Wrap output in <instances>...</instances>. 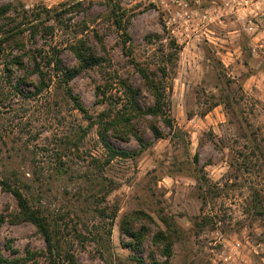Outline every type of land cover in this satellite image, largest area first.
<instances>
[{
	"label": "rangeland",
	"instance_id": "1",
	"mask_svg": "<svg viewBox=\"0 0 264 264\" xmlns=\"http://www.w3.org/2000/svg\"><path fill=\"white\" fill-rule=\"evenodd\" d=\"M5 5L0 28L17 34L0 52V178L15 174L27 186L77 263L264 264V167H243L253 138L264 145V0H248L254 11H244L242 0H0ZM38 20L53 29L33 33ZM75 36L101 39L104 65L140 87L142 102L151 96L138 69L166 68L171 126L157 119L162 137L154 138L145 116L138 121L144 147L114 140L133 157L104 163L95 126L53 84L25 95L35 86L15 90L23 70L13 68V84L1 73L18 40L56 46L73 65ZM100 82L99 66L70 81L91 116L106 107L95 94ZM15 211L0 186V214ZM125 227L144 231L139 245L127 244ZM43 248L32 223L0 225L5 256ZM28 264L48 263L37 254Z\"/></svg>",
	"mask_w": 264,
	"mask_h": 264
},
{
	"label": "trees",
	"instance_id": "2",
	"mask_svg": "<svg viewBox=\"0 0 264 264\" xmlns=\"http://www.w3.org/2000/svg\"><path fill=\"white\" fill-rule=\"evenodd\" d=\"M7 10L8 5L0 8L3 13ZM40 15L38 14L36 19L41 17ZM114 23L125 34L121 20L115 17ZM30 27L33 29V33L38 31V27L43 30L53 29L52 25L44 26L40 20L34 24L32 23ZM12 29L14 30L15 27ZM20 31H23V29H20ZM16 34L15 31L11 32L10 28H0V52L3 51L2 45L12 40ZM94 35L97 36V33ZM33 37L34 35H32ZM16 44L15 48L19 52L17 54L11 53L8 62L6 61L4 67L1 68V73H3L6 80L13 84L12 71L14 67H17L23 70L24 74L14 84L16 91L23 93L21 89L17 88L20 83H31L35 86L32 91L26 90L25 95L36 94L53 84L60 91L62 98L71 101L74 108L88 120L87 126H95L98 140L108 154V158L104 163L117 156L133 157L137 153L118 147L114 140L129 141L133 138L138 141L141 147L146 145L143 135L138 130V121L141 118H145V116L152 118L148 122V128L154 138L162 137V132L156 124L157 119L167 126H171L169 116L170 100L166 93L168 82L164 66L160 67L157 72L142 67L138 69L141 85L151 96V101L145 103L141 100L140 87L135 86L128 78L119 75L114 68H107L104 65L106 61L107 63H110V61L101 39H98L96 43H92L85 37L75 36L73 42L69 43V48L75 57V64L71 66L63 62L56 46H49L48 49L40 44L26 46L23 40H18ZM93 66L101 68L102 82L96 85L95 94L99 102L105 104L106 107L96 115L91 116L73 92L70 81L82 70ZM31 75L37 77V83L27 80ZM253 141L255 144L249 146V152L246 156V159H249L248 165L243 163V167L260 171L264 167V145L256 142L255 138H253ZM252 158L253 160H251ZM96 162L97 165L102 167L103 164H100L99 160H96ZM61 169L59 171H62ZM0 186L13 196L16 204L14 213L9 216L0 214V225L5 221L13 223L30 222L41 234L44 241L43 249L37 252L27 249L24 256H5L0 250V264L35 263L37 254L42 255L48 264H78L70 247L54 231L48 216L32 201V193L30 190H26L27 186H24V183L16 178L15 174L8 173L0 178ZM125 231L133 239L127 243L128 245L134 244L137 246L143 240V230L132 231L125 227ZM157 236H159L160 241L164 242L165 255L169 257L170 241L168 236L162 231L158 232Z\"/></svg>",
	"mask_w": 264,
	"mask_h": 264
},
{
	"label": "built area",
	"instance_id": "3",
	"mask_svg": "<svg viewBox=\"0 0 264 264\" xmlns=\"http://www.w3.org/2000/svg\"><path fill=\"white\" fill-rule=\"evenodd\" d=\"M247 5H248V0H242V6H244V11L248 7ZM206 17H207V15L203 14L201 17V20H204ZM249 28L252 29V25H250ZM262 31H264V30H262Z\"/></svg>",
	"mask_w": 264,
	"mask_h": 264
},
{
	"label": "crops",
	"instance_id": "4",
	"mask_svg": "<svg viewBox=\"0 0 264 264\" xmlns=\"http://www.w3.org/2000/svg\"><path fill=\"white\" fill-rule=\"evenodd\" d=\"M247 10H248V11H250V10H251V11H254L253 9H250L249 7H247ZM261 32H264V31H261ZM259 35H262V34L259 33V34H258V37H260ZM263 43H264V42H263Z\"/></svg>",
	"mask_w": 264,
	"mask_h": 264
},
{
	"label": "water",
	"instance_id": "5",
	"mask_svg": "<svg viewBox=\"0 0 264 264\" xmlns=\"http://www.w3.org/2000/svg\"><path fill=\"white\" fill-rule=\"evenodd\" d=\"M259 204V202H258V200H256V205H258ZM257 210H259V208H257Z\"/></svg>",
	"mask_w": 264,
	"mask_h": 264
}]
</instances>
